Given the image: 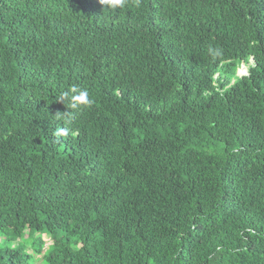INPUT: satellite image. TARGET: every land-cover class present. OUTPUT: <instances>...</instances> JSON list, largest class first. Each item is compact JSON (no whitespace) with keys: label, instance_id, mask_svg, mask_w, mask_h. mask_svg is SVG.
I'll return each mask as SVG.
<instances>
[{"label":"trees","instance_id":"16d2710c","mask_svg":"<svg viewBox=\"0 0 264 264\" xmlns=\"http://www.w3.org/2000/svg\"><path fill=\"white\" fill-rule=\"evenodd\" d=\"M125 5L0 0V264H264V0Z\"/></svg>","mask_w":264,"mask_h":264},{"label":"clouds","instance_id":"9594fccd","mask_svg":"<svg viewBox=\"0 0 264 264\" xmlns=\"http://www.w3.org/2000/svg\"><path fill=\"white\" fill-rule=\"evenodd\" d=\"M100 3L107 8H110L112 10H115L117 8L125 6L127 3V0H100ZM209 52L212 56H219L221 54L219 49H209ZM64 99L69 100L70 108L75 110V112L81 111L84 107H88L91 105L92 101L89 99V93L87 90H81L73 86L70 89V92H65L63 94V97L61 99V103H63ZM71 119L75 113H64ZM70 129L63 128L60 130V132L63 135H68Z\"/></svg>","mask_w":264,"mask_h":264},{"label":"bare ground","instance_id":"6f19581e","mask_svg":"<svg viewBox=\"0 0 264 264\" xmlns=\"http://www.w3.org/2000/svg\"><path fill=\"white\" fill-rule=\"evenodd\" d=\"M145 5V4H144ZM126 6V5H125ZM96 7V6H95ZM172 7V6H171ZM241 7V6H240ZM132 8V7H131ZM180 8V7H179ZM126 9V8H125ZM183 10V9H182ZM254 10V9H253ZM133 11V10H132ZM102 13V12H101ZM225 14V13H224ZM183 15V14H182ZM202 15V14H201ZM188 16V15H187ZM206 16V15H205ZM212 16V15H211ZM214 17V16H213ZM175 18V17H174ZM180 18V17H179ZM206 18V17H205ZM204 18V19H205ZM181 19V18H180ZM146 20V19H145ZM137 21V20H136ZM178 23V22H177ZM137 27V26H136ZM187 27V26H186ZM201 27V26H200ZM120 29V28H119ZM235 29V28H234ZM180 31V30H179ZM261 33V32H260ZM140 34V33H139ZM71 35V34H70ZM178 35V34H177ZM227 35V34H226ZM55 37V36H54ZM83 37V36H82ZM215 37V36H214ZM10 39V38H9ZM221 39V38H220ZM238 39V38H237ZM1 40V39H0ZM4 40V38L2 39ZM104 40V39H103ZM185 41V40H184ZM54 42V41H53ZM235 42V41H234ZM9 43V42H8ZM62 43V42H61ZM103 43V42H102ZM106 43V42H105ZM80 44V43H79ZM93 44V43H92ZM7 45V44H6ZM71 45V44H70ZM20 46V45H19ZM108 46V45H107ZM8 47V46H7ZM51 47V46H50ZM63 47V46H62ZM162 48V47H161ZM171 48V47H170ZM92 49V48H91ZM64 50V49H63ZM84 50V49H83ZM107 51V50H106ZM222 51V50H221ZM188 52V51H187ZM228 52V51H227ZM89 53V52H88ZM114 53V52H113ZM138 53V52H137ZM169 54V53H168ZM167 56V55H166ZM120 59V58H119ZM100 60V59H99ZM135 60V59H134ZM121 62V61H120ZM28 67V66H27ZM71 69V68H70ZM139 70V69H138ZM166 70V69H165ZM207 70V69H206ZM2 71V70H1ZM18 73V72H17ZM203 73V72H202ZM150 76V75H149ZM168 76V75H167ZM2 77V76H1ZM208 77V76H207ZM133 78V77H132ZM4 80V79H3ZM65 81V80H64ZM194 81V80H193ZM95 83V82H94ZM193 94V93H192ZM185 100V99H184ZM21 101V100H20ZM203 101V100H202ZM15 103V102H14ZM180 104V103H179ZM11 105V104H10ZM26 109V108H25ZM22 110V109H21ZM54 110V109H53ZM32 111V110H31ZM9 113V112H8ZM48 113V112H47ZM51 115V114H50ZM63 116V115H62ZM43 118V117H42ZM49 118V117H48ZM54 119V118H53ZM56 119V118H55ZM27 120V119H26ZM11 121V120H10ZM32 125V124H31ZM10 128V127H9ZM18 129V128H17ZM22 129V128H21ZM34 129V128H33ZM30 130V129H29ZM40 130V129H39ZM48 130V129H47ZM43 131V130H42ZM20 134V133H19ZM35 139V138H33ZM10 142V141H9ZM2 144V143H1ZM21 148V147H20ZM18 149V148H17ZM36 149V148H35ZM3 150V149H2ZM9 152V150H8ZM7 154V153H6ZM87 154V153H86ZM54 155V154H53ZM57 155V154H56ZM102 156V155H101ZM89 157V156H88ZM36 158V157H34ZM42 159V158H41ZM65 159V158H64ZM35 160V159H34ZM62 160V159H61ZM100 160V159H99ZM12 161V160H11ZM22 161V160H21ZM11 164V163H10ZM45 165V164H44ZM3 166V165H2ZM14 166V165H13ZM37 166V165H36ZM36 168V167H35ZM66 181V180H65ZM11 221V220H10ZM9 225V224H8ZM14 228V227H13Z\"/></svg>","mask_w":264,"mask_h":264},{"label":"rangeland","instance_id":"374dc122","mask_svg":"<svg viewBox=\"0 0 264 264\" xmlns=\"http://www.w3.org/2000/svg\"><path fill=\"white\" fill-rule=\"evenodd\" d=\"M246 73V69H245V67H240V68H238V70H237V75L239 76V75H243V74H245ZM26 236H27V234L23 237V240H25V238H26ZM32 238V240H34L35 238H36V236H32L31 237ZM43 239H44V241L46 242V245L45 246H50V244L51 243H49L48 242V238L46 237V236H43ZM17 241H19V240H17ZM26 241V240H25ZM26 242H28V241H26ZM38 258V257H37ZM36 264H39V262H38V260L36 261Z\"/></svg>","mask_w":264,"mask_h":264}]
</instances>
